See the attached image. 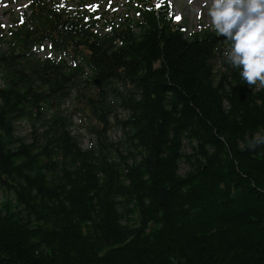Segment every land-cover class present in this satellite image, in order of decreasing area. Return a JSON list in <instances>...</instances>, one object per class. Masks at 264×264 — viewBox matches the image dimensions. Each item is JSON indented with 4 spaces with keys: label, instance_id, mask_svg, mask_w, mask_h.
Returning <instances> with one entry per match:
<instances>
[{
    "label": "trees",
    "instance_id": "trees-1",
    "mask_svg": "<svg viewBox=\"0 0 264 264\" xmlns=\"http://www.w3.org/2000/svg\"><path fill=\"white\" fill-rule=\"evenodd\" d=\"M68 1L33 0L13 42H49L61 61L31 54L20 89L0 87V264H264V145L248 147L264 83L241 79L212 25L186 32L168 0L99 21ZM55 98L91 107L94 145Z\"/></svg>",
    "mask_w": 264,
    "mask_h": 264
},
{
    "label": "clouds",
    "instance_id": "clouds-1",
    "mask_svg": "<svg viewBox=\"0 0 264 264\" xmlns=\"http://www.w3.org/2000/svg\"><path fill=\"white\" fill-rule=\"evenodd\" d=\"M208 16L216 33L230 42L222 50L227 63L247 84L264 83V0H209ZM261 145L264 134L257 132L248 147Z\"/></svg>",
    "mask_w": 264,
    "mask_h": 264
},
{
    "label": "rangeland",
    "instance_id": "rangeland-1",
    "mask_svg": "<svg viewBox=\"0 0 264 264\" xmlns=\"http://www.w3.org/2000/svg\"><path fill=\"white\" fill-rule=\"evenodd\" d=\"M89 2H95L96 0H88ZM26 1L24 0L23 5ZM171 5L173 6V10L175 12V15L179 17L178 22H182V24H185L188 31L196 30L200 27L201 24L204 26L211 25V18L208 16V8H209V0H170ZM96 4H100L107 7H110L111 9L114 8L115 4L118 5L119 11L121 12V6L123 3H115L114 0H97ZM52 58V52L46 51L44 54H41L40 56L42 58H45L44 56L47 55ZM47 57V56H46ZM70 104H65L63 106V109L70 108ZM71 112H74V110H70ZM74 120L77 125L81 128V137L80 142L81 145L90 144L87 137H93L88 135L85 130V126H87L88 120L85 116V114H77L74 116ZM83 128V129H82ZM29 127L25 124H22L18 128V134L21 137H24L28 134ZM119 134H116L114 132L111 133V137L115 139L118 137ZM184 169V167H183ZM3 196L0 195V202L2 201Z\"/></svg>",
    "mask_w": 264,
    "mask_h": 264
},
{
    "label": "snow or ice",
    "instance_id": "snow-or-ice-1",
    "mask_svg": "<svg viewBox=\"0 0 264 264\" xmlns=\"http://www.w3.org/2000/svg\"><path fill=\"white\" fill-rule=\"evenodd\" d=\"M159 6H160V7H164V4L161 3ZM94 7H95V6H94ZM177 19H179V17H177Z\"/></svg>",
    "mask_w": 264,
    "mask_h": 264
}]
</instances>
